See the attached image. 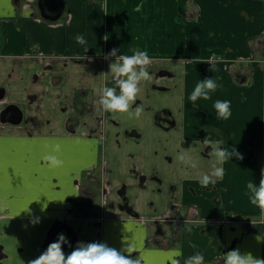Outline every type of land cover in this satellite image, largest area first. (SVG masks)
I'll return each mask as SVG.
<instances>
[{
  "label": "crops",
  "instance_id": "obj_1",
  "mask_svg": "<svg viewBox=\"0 0 264 264\" xmlns=\"http://www.w3.org/2000/svg\"><path fill=\"white\" fill-rule=\"evenodd\" d=\"M37 1L0 0V114H20L0 120V264H28L61 233L65 254L78 242L132 244L141 264L195 252L223 264L232 249L264 259L261 209L246 188L264 171V0H61L55 22ZM112 49L152 58L131 114L98 103L116 86ZM205 78L221 87L193 105ZM217 100L231 102L228 120L217 119ZM205 138L243 159L202 188L216 162Z\"/></svg>",
  "mask_w": 264,
  "mask_h": 264
},
{
  "label": "clouds",
  "instance_id": "obj_2",
  "mask_svg": "<svg viewBox=\"0 0 264 264\" xmlns=\"http://www.w3.org/2000/svg\"><path fill=\"white\" fill-rule=\"evenodd\" d=\"M78 45L87 44L83 35L74 37ZM107 40L108 37H103ZM88 48L85 47V52ZM119 49H112L105 59L114 58L109 63V72L113 76L115 87H104L98 100L104 112L108 113H129L132 106L141 91V84L150 80L152 77L148 71L152 64V58L147 51L135 50L132 55L119 54ZM221 85L212 78L199 80L188 97L189 101L195 105L198 99L209 100ZM119 89V92H117ZM217 119L228 120L231 117V102L228 100H217L213 105ZM142 108L137 106L134 115L139 118L142 114ZM86 134V133H85ZM205 146H212V155L215 157V164L210 172L204 173L199 179L202 188H207L210 184H215L217 180L224 177L223 165L233 158L242 160L243 156L235 147L231 150L221 147L222 141H211L205 138L202 142ZM59 145H56V151H59ZM50 166L58 167L62 161L55 155L46 156ZM181 161L190 160L185 153L179 156ZM195 165H193L194 167ZM249 195V202L261 209V218L258 223L264 224V171L261 173V179L258 186L254 181H249L246 185ZM69 244L67 237L61 233L57 239L50 243L45 251L37 258L30 260L28 264H141V260L134 258L131 254L136 251L132 244H125L122 250L108 246L102 242L84 243L78 242L69 254H65L63 246ZM127 253V254H125ZM179 253L170 254L171 264H180L177 258ZM223 264H264V259L257 258L251 253H241L239 249H232L227 253L220 255ZM220 260V261H221ZM183 264H204V257L200 252H195L187 257Z\"/></svg>",
  "mask_w": 264,
  "mask_h": 264
},
{
  "label": "water",
  "instance_id": "obj_3",
  "mask_svg": "<svg viewBox=\"0 0 264 264\" xmlns=\"http://www.w3.org/2000/svg\"><path fill=\"white\" fill-rule=\"evenodd\" d=\"M37 7L41 18L50 22L57 21L64 13V3L61 0H38ZM3 96L4 91L0 90V99ZM0 120L18 123L20 121V114L14 106H9L1 112Z\"/></svg>",
  "mask_w": 264,
  "mask_h": 264
},
{
  "label": "rangeland",
  "instance_id": "obj_4",
  "mask_svg": "<svg viewBox=\"0 0 264 264\" xmlns=\"http://www.w3.org/2000/svg\"><path fill=\"white\" fill-rule=\"evenodd\" d=\"M87 180L90 183V184H88V187H90V188H92L94 190V194L96 196V199H100V197H101V194H100L101 193L100 192V178L94 177V181H90L89 179H87Z\"/></svg>",
  "mask_w": 264,
  "mask_h": 264
}]
</instances>
